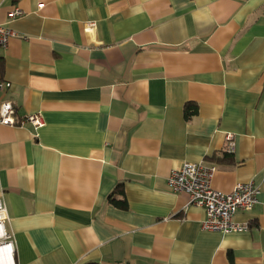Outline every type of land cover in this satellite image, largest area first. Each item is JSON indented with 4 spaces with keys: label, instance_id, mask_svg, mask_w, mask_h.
Returning a JSON list of instances; mask_svg holds the SVG:
<instances>
[{
    "label": "crops",
    "instance_id": "0c3cea01",
    "mask_svg": "<svg viewBox=\"0 0 264 264\" xmlns=\"http://www.w3.org/2000/svg\"><path fill=\"white\" fill-rule=\"evenodd\" d=\"M0 23V101L44 120L0 122L15 264H264V0H0ZM186 160L256 185L246 231L201 226L166 183Z\"/></svg>",
    "mask_w": 264,
    "mask_h": 264
},
{
    "label": "built area",
    "instance_id": "2783aa9c",
    "mask_svg": "<svg viewBox=\"0 0 264 264\" xmlns=\"http://www.w3.org/2000/svg\"><path fill=\"white\" fill-rule=\"evenodd\" d=\"M22 13L17 6L10 10L11 17ZM16 32L0 23V48L7 46L8 39ZM10 82L0 74V90L8 88ZM16 109L10 99L0 101V122L16 124L29 122L35 128L44 123L42 116L37 113H27L19 120L14 117ZM216 167L206 160L183 161L179 166L172 168L167 176L166 183L173 191H184L189 196V202L202 206L205 216L201 220L203 228L220 230L222 232L246 231L247 222H240L234 218L238 209L249 210L256 201L257 187L251 181H238L230 191H223L211 185V178ZM7 210L0 198V264H15V245L13 234L6 227Z\"/></svg>",
    "mask_w": 264,
    "mask_h": 264
},
{
    "label": "trees",
    "instance_id": "16d2710c",
    "mask_svg": "<svg viewBox=\"0 0 264 264\" xmlns=\"http://www.w3.org/2000/svg\"><path fill=\"white\" fill-rule=\"evenodd\" d=\"M184 109H185V117L186 118H189L190 117V115L191 114H193L195 111H196V104H193V103H189V104H185V107H184ZM118 189V188H117ZM116 190V187H115V189L113 190V192ZM113 192H111V195H112V193Z\"/></svg>",
    "mask_w": 264,
    "mask_h": 264
}]
</instances>
